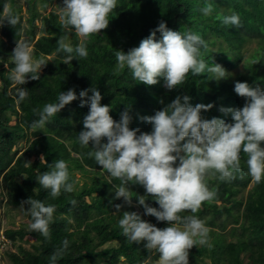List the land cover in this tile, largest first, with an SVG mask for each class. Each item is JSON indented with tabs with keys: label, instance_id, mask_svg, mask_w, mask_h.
Instances as JSON below:
<instances>
[{
	"label": "trees",
	"instance_id": "1",
	"mask_svg": "<svg viewBox=\"0 0 264 264\" xmlns=\"http://www.w3.org/2000/svg\"><path fill=\"white\" fill-rule=\"evenodd\" d=\"M5 3L19 15L20 22L15 27L7 22L0 25V208L4 206L7 215L15 212L22 217L18 226L10 222L3 227L0 219V245H6V259L10 264H53L51 257L62 250L55 264H154L159 254L149 252L143 242H129L118 221L124 211H135L159 228L170 225L145 214L137 200V195H145L143 186L129 185L131 206L115 197L120 181L96 164L88 156L91 145L82 146L78 139L89 105L81 107L78 98L50 117L43 128L31 126L39 119L33 109L57 102L61 91L74 89L79 97L81 90L96 87L102 95L101 104L111 105L110 115L119 121L128 109L132 117L129 127L141 132H151L152 126L140 117L154 115L177 95H188L193 106L213 104L202 110L203 118L231 122V114L219 109L242 108L246 103L235 93V82L259 84L264 89V0H117L108 27L88 38L60 27L63 0H0V16ZM207 4L213 11L205 16L201 9ZM233 12L240 17L239 28L221 23L222 16ZM161 20L172 30H190L201 36L207 48H201L200 59L208 66L222 65L227 78L217 81L211 73L189 72L184 84L168 90L162 78L149 86L134 80L127 68L117 72L116 51L138 47ZM60 36H66L73 47L86 40L87 58L64 63L67 54L57 51ZM156 38H161L159 32ZM17 40L29 42L34 59L48 60L38 80L29 79L22 85L28 91L23 101L16 92L20 86L9 79ZM240 64L242 70L233 74ZM59 159L67 164L74 190L62 189L52 198L36 177L50 171V165ZM246 161L247 156L241 153V172L231 181H221L211 171L206 175L205 181L216 196L203 202L195 215L209 229L208 243L189 250V264H264V178L257 184L248 175ZM29 197L55 206L47 238L29 229V205L21 204ZM73 199L75 206L70 203ZM146 203L159 207L150 196ZM117 204L122 205L119 210Z\"/></svg>",
	"mask_w": 264,
	"mask_h": 264
},
{
	"label": "clouds",
	"instance_id": "2",
	"mask_svg": "<svg viewBox=\"0 0 264 264\" xmlns=\"http://www.w3.org/2000/svg\"><path fill=\"white\" fill-rule=\"evenodd\" d=\"M116 7L117 0H63L59 12L60 27L74 29L78 37L88 38L108 27L109 14ZM212 11L211 4L201 9L205 16ZM5 22L13 27L20 22L19 15L7 3L0 16V25ZM221 23L241 27L240 17L235 12L222 16ZM157 32L161 34L160 39L156 38ZM66 39V36H60L57 40V51L67 54L64 63L70 64L73 58H87L86 40L73 47ZM202 47L207 48V44L201 36L190 30H172L161 20L138 47L127 52L116 51V71L127 68L134 80L149 86L156 85L162 78L168 90L184 84L189 72L193 75L211 73L212 79L217 81L227 78L228 72L222 65L208 66L200 59ZM11 58L14 67L9 79L20 86L16 92L19 101H23L28 91L22 85L29 79L38 80L48 60L44 57L34 59L33 50L26 40H17ZM89 91L92 93L90 96ZM234 91L246 99L244 106L219 109L225 115L231 114V122L220 117L205 119L201 115L202 110L211 109L213 104L197 103L193 106L188 95H177L154 115L140 117L152 126L151 132H141L139 128L129 127L132 117L128 109L121 113L119 121L115 120L110 115L111 105H102L101 92L91 87L81 90L79 97L74 89L61 91L57 102L46 103L42 109H33L39 119L31 126L43 128L50 117L78 98L81 107L88 104L89 111L83 117V130L79 132L78 139L82 146L91 145L88 156L120 181L115 186V197L123 198L131 206L133 195L129 185L143 186L145 195H137V200L144 207L145 214L170 225L159 228L142 219L138 212L124 211L118 221L122 234L129 242H143L149 252L158 253L159 264H189V250L194 245L208 243L209 229L195 215L203 202L216 196L205 181L206 175L211 171L218 174L221 181L235 179L241 172L240 159L244 153L248 175L257 184L264 178V89L259 84L254 86L246 81H237ZM50 169L36 177L37 182L50 191V196L58 197L62 189L73 192L74 185L69 182L66 162L56 160ZM149 196L156 201L158 208L146 203ZM70 203L75 206L77 201L73 199ZM21 204L29 205L27 212L32 220L29 229L49 237L55 206H46L41 200L31 197ZM115 207L119 210L122 205ZM185 211L193 215L181 216ZM67 246L68 241L65 240L63 248ZM61 254L62 250L53 254V264Z\"/></svg>",
	"mask_w": 264,
	"mask_h": 264
},
{
	"label": "rangeland",
	"instance_id": "3",
	"mask_svg": "<svg viewBox=\"0 0 264 264\" xmlns=\"http://www.w3.org/2000/svg\"><path fill=\"white\" fill-rule=\"evenodd\" d=\"M38 7L40 8V5H38ZM23 10H25L24 7H23ZM242 68H243L242 64H240L237 68L232 70V73L235 74L236 72L242 70ZM0 219H1L2 226L3 225L6 226L10 222H13L15 226H18L22 221V217L19 213L12 212L9 215H7L5 213V207L4 206H2L0 208ZM5 247H6L5 244L0 245V264H10V262L6 259V256L4 254V248ZM10 248L13 250V247L10 246ZM154 264H159V260L156 261Z\"/></svg>",
	"mask_w": 264,
	"mask_h": 264
}]
</instances>
